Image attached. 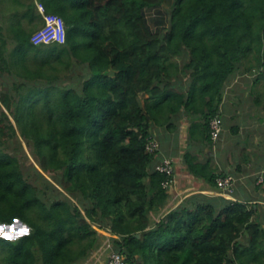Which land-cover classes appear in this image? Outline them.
Here are the masks:
<instances>
[{
  "label": "trees",
  "instance_id": "16d2710c",
  "mask_svg": "<svg viewBox=\"0 0 264 264\" xmlns=\"http://www.w3.org/2000/svg\"><path fill=\"white\" fill-rule=\"evenodd\" d=\"M37 1L63 19V44L31 42L35 0H0V222L31 225L0 237V264H75L102 228L126 264H228L240 237L258 245L264 231L242 202L195 195L165 210L154 164L166 156L146 143L182 116L190 141L211 143L234 77L256 69L264 81V0ZM195 160L184 153L215 183Z\"/></svg>",
  "mask_w": 264,
  "mask_h": 264
},
{
  "label": "crops",
  "instance_id": "0c3cea01",
  "mask_svg": "<svg viewBox=\"0 0 264 264\" xmlns=\"http://www.w3.org/2000/svg\"><path fill=\"white\" fill-rule=\"evenodd\" d=\"M224 98L220 107L224 131L222 130L220 134V138L222 137L221 141L216 145H214L216 142H212L213 144H203L193 139L190 141L188 133L190 122L185 116L174 121V128L168 129L163 126L152 131L153 137L159 142L160 147L156 160H159L163 156L170 157L173 159L175 168L174 181L167 189L168 199L165 210L174 209L184 200L195 195L238 201L248 205V207H253L255 210L254 218L259 222L260 227L264 231V181L261 183L258 181L260 174H264V150H262L263 153L256 158L252 165L247 163L242 166L240 163L229 161V159H232L231 154H233L234 148L239 146L241 151L242 149H247V136L244 135L239 139L241 132L237 133L236 131L233 133L231 131L234 127H237V130L239 127L237 125L233 126L228 122L226 123V120H231V113ZM231 140H234L235 145H233L232 149H228L224 143L228 142L230 146ZM255 140L256 138H254ZM244 150L242 151L243 153L240 152L238 153L239 155L234 154L233 157L237 159L241 157L246 158ZM186 151H189L195 157V162L197 163L201 164L209 161L210 170L217 177L223 175L233 176L234 185L230 197H225L222 190L217 187V177L214 180L215 183H213V181H207L202 176L189 171L184 161V153ZM238 242V250L234 255H231L232 259L228 264H264V238L254 248L248 247L247 236L240 237Z\"/></svg>",
  "mask_w": 264,
  "mask_h": 264
},
{
  "label": "rangeland",
  "instance_id": "374dc122",
  "mask_svg": "<svg viewBox=\"0 0 264 264\" xmlns=\"http://www.w3.org/2000/svg\"><path fill=\"white\" fill-rule=\"evenodd\" d=\"M35 2L36 4L39 3L37 0H35ZM168 4L169 3L167 2L164 3L161 10L159 11L160 14H163L166 17V20H168L170 15ZM156 14H158V12L155 11L147 13L148 16ZM3 15L4 14L0 12V22L3 21ZM3 31L6 32L5 29H3ZM251 73H241L240 75L237 74L234 77L233 82L228 85L227 88H225L224 98V101L226 102L227 107L229 108L231 113V120H226V123L228 122L233 126L237 125L239 127L237 130V133L241 132L239 139L244 135L247 136V149H242V151H245L244 155L246 154V158L241 157L240 159H237L233 157L234 154L239 155L238 153H243L241 151V148L237 146L233 149V154H231L232 159H229V161L240 163L242 166L247 163H250V165H252L256 158L263 153L262 150H264V81H261L258 84H254L253 79L255 77V74L257 73V70L253 69ZM254 138H256L255 141ZM221 139L222 137L219 138L214 145L220 142ZM211 143L204 142L203 144ZM23 144L24 155L21 156L20 162L24 170H28L32 164L35 165V162L34 158L30 154V149L25 145L24 142ZM228 144L230 143H224V145L228 147V149H232L234 147L233 145H235L234 140H231L230 146ZM44 175L46 176V178L50 179L48 174ZM99 234L100 236L98 240V246L93 249L91 253H89L84 259H81L75 264H107L108 259L113 252L111 248L112 235L110 232L105 231L103 228L99 229Z\"/></svg>",
  "mask_w": 264,
  "mask_h": 264
},
{
  "label": "built area",
  "instance_id": "2783aa9c",
  "mask_svg": "<svg viewBox=\"0 0 264 264\" xmlns=\"http://www.w3.org/2000/svg\"><path fill=\"white\" fill-rule=\"evenodd\" d=\"M37 10L41 13L43 18V25L33 32L31 36V42L35 45L59 43L63 44L66 39L65 24L63 19L56 14H47L45 12L44 5L39 2L36 4ZM210 138L212 142H216L220 138L222 133V119L220 116H214L209 123ZM159 149V143L155 137H150L146 143V150L148 152H155ZM154 170L163 174L165 179L162 181L163 188L168 189L174 181L175 168L173 159L170 157H164L160 161L155 162ZM263 176L260 175L259 182L263 181ZM217 187L222 190L223 195L230 197L234 178L231 175H223L216 178ZM107 264H126L122 254L113 251L110 255Z\"/></svg>",
  "mask_w": 264,
  "mask_h": 264
},
{
  "label": "clouds",
  "instance_id": "9594fccd",
  "mask_svg": "<svg viewBox=\"0 0 264 264\" xmlns=\"http://www.w3.org/2000/svg\"><path fill=\"white\" fill-rule=\"evenodd\" d=\"M15 221V223L0 222V237L10 240L30 233V224L21 221L18 216L15 217Z\"/></svg>",
  "mask_w": 264,
  "mask_h": 264
},
{
  "label": "water",
  "instance_id": "95a60500",
  "mask_svg": "<svg viewBox=\"0 0 264 264\" xmlns=\"http://www.w3.org/2000/svg\"><path fill=\"white\" fill-rule=\"evenodd\" d=\"M137 237H139V235H136Z\"/></svg>",
  "mask_w": 264,
  "mask_h": 264
}]
</instances>
